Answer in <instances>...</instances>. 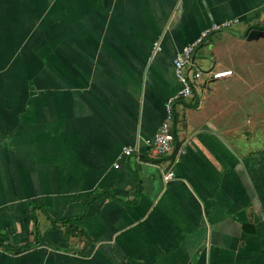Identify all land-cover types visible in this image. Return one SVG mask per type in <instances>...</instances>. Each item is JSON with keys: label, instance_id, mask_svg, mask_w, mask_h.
<instances>
[{"label": "crops", "instance_id": "0c3cea01", "mask_svg": "<svg viewBox=\"0 0 264 264\" xmlns=\"http://www.w3.org/2000/svg\"><path fill=\"white\" fill-rule=\"evenodd\" d=\"M234 19L173 103L164 183L122 148L160 129L176 53ZM258 27L264 0H0V264H264V96L237 72Z\"/></svg>", "mask_w": 264, "mask_h": 264}, {"label": "built area", "instance_id": "2783aa9c", "mask_svg": "<svg viewBox=\"0 0 264 264\" xmlns=\"http://www.w3.org/2000/svg\"><path fill=\"white\" fill-rule=\"evenodd\" d=\"M237 23V20H227L220 23H213L210 27L204 30L201 35L192 43L183 46L175 55L173 60V72L179 89L176 94L167 100L165 105V118L161 123L158 132L149 139L143 140L145 147L152 156H167L173 154V159L167 168L160 169L161 178L164 183L171 181L174 178V167L179 162L180 155L184 152L183 146L176 148L174 137L172 135V105L178 99H189L192 96L193 83L197 78L190 79L188 69L193 65L194 53L197 47L204 39L214 31H220L226 28H232ZM158 43L154 44V52L158 49ZM232 75L231 70L216 71L213 74L214 79L224 78ZM141 148L138 145L125 146L122 148V154L130 156L132 154L139 157Z\"/></svg>", "mask_w": 264, "mask_h": 264}, {"label": "rangeland", "instance_id": "374dc122", "mask_svg": "<svg viewBox=\"0 0 264 264\" xmlns=\"http://www.w3.org/2000/svg\"><path fill=\"white\" fill-rule=\"evenodd\" d=\"M228 29H231V28L222 29L220 31L228 30ZM214 32H219V31H214ZM202 42L204 43L205 39ZM246 47H247V52L251 54L250 57L252 58V62H248V64H245L243 63V60H241V62L239 63L240 65L238 69L240 71H237V72L244 75V79L246 80L245 82L242 80L243 78H240L239 84L248 85V86L251 85L255 87L254 89L255 91L254 92L248 91V94L250 95H246V96H255L254 94H257L256 96H258L259 94L260 96H264V77H262V74H264V39H260L259 41H254L250 43V45L246 44ZM245 71H248V74L245 75ZM248 102H249V99L247 103Z\"/></svg>", "mask_w": 264, "mask_h": 264}, {"label": "trees", "instance_id": "16d2710c", "mask_svg": "<svg viewBox=\"0 0 264 264\" xmlns=\"http://www.w3.org/2000/svg\"><path fill=\"white\" fill-rule=\"evenodd\" d=\"M260 30H264V27H258ZM251 30V28H248V30L246 31V33L244 34L245 36L249 33V31ZM209 36H210V34L208 35V37L207 38H209ZM206 40V39H205ZM204 43L202 42V45H203ZM179 100H182V99H178V100H176V101H174L173 103H176V102H178ZM173 105H172V120L173 119H175V116H173L174 114H173V112H174V110H173ZM172 135H173V137H174V133H173V129H172ZM175 141V140H174ZM175 145H176V148L178 147V144L177 143H175ZM168 156V155H167ZM167 156H152V155H150V153H149V151H148V149L146 150V149H144V150H142V152H140V155H139V158H140V161L141 160H148V159H151V160H153L155 163H157V164H162L163 162H165V161H167L169 164H170V162L172 161V159H173V154H171V155H169V158H164V157H167ZM142 158V159H141ZM66 222V221H65Z\"/></svg>", "mask_w": 264, "mask_h": 264}, {"label": "water", "instance_id": "95a60500", "mask_svg": "<svg viewBox=\"0 0 264 264\" xmlns=\"http://www.w3.org/2000/svg\"><path fill=\"white\" fill-rule=\"evenodd\" d=\"M260 35H261V32H260V31H258V30H251V31H249V33L247 34L246 39H247L248 41L255 40V39H257Z\"/></svg>", "mask_w": 264, "mask_h": 264}]
</instances>
